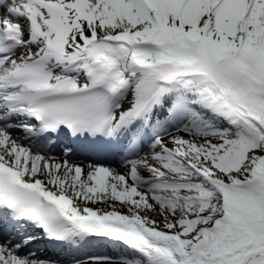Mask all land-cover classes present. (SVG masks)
<instances>
[{
    "label": "snow or ice",
    "instance_id": "obj_1",
    "mask_svg": "<svg viewBox=\"0 0 264 264\" xmlns=\"http://www.w3.org/2000/svg\"><path fill=\"white\" fill-rule=\"evenodd\" d=\"M0 264H264V0H0Z\"/></svg>",
    "mask_w": 264,
    "mask_h": 264
}]
</instances>
